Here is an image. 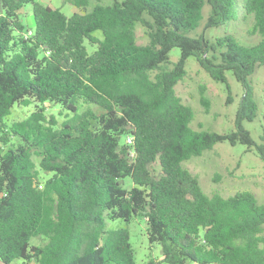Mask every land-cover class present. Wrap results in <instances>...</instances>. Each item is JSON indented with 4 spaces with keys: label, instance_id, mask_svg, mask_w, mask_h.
Returning <instances> with one entry per match:
<instances>
[{
    "label": "trees",
    "instance_id": "trees-1",
    "mask_svg": "<svg viewBox=\"0 0 264 264\" xmlns=\"http://www.w3.org/2000/svg\"><path fill=\"white\" fill-rule=\"evenodd\" d=\"M66 1L81 11L0 0V264H138L130 230L107 226L138 216L162 252L144 264H264V203L250 191L209 195L184 165L223 141L264 160L251 80L264 65V0L241 5L253 44L206 35L238 18L239 0ZM28 3L33 30L19 14ZM191 56L228 89V72L242 84L235 130L191 125L194 110L177 93ZM83 102L99 109L80 111ZM32 103L6 122L16 104ZM55 104L69 113L61 122L47 112ZM259 117L257 141L244 121Z\"/></svg>",
    "mask_w": 264,
    "mask_h": 264
},
{
    "label": "rangeland",
    "instance_id": "rangeland-1",
    "mask_svg": "<svg viewBox=\"0 0 264 264\" xmlns=\"http://www.w3.org/2000/svg\"><path fill=\"white\" fill-rule=\"evenodd\" d=\"M43 4L60 8L67 16H71L77 9L72 3L66 0H37ZM112 0H92L95 3H110ZM239 13L236 20L223 24L219 27L207 30V36L217 37L225 33L233 34L244 44H253L259 40L258 34L252 33L253 19L244 18L241 9L243 0H239ZM1 10V7H0ZM20 17L27 29L34 27V16L32 4L28 3L19 12ZM210 14V7L204 9V20L198 29V33L204 31V23ZM138 41L147 43L148 38L145 28L139 25L136 29ZM239 37H238V36ZM246 40V41H244ZM89 50L92 47L88 45ZM180 57V49L174 48L171 51L172 61H177ZM187 73L177 84V93L182 101L190 105L194 110V119L191 125L194 128L217 132H230L236 129L235 118L240 105L244 88L240 82L228 72L230 89L226 84L214 80L206 72L195 57L191 56L187 60ZM252 84L255 88L256 96L261 106L264 107V65L260 66L256 73L251 76ZM92 107L99 109L94 104L82 103L79 110ZM35 109V103L26 107L14 106L12 113L6 118L7 123L22 120ZM47 112L55 114L59 121H63L68 116V111L59 104L48 106ZM262 117L255 121H244V126L249 129L255 140L259 141L261 132ZM121 141H124L122 136ZM184 165L198 176L203 190L209 194L219 193L223 196H230L238 191H250L255 194L260 202L264 203V160L255 151H248L247 146L242 143L236 145L228 141L219 142L210 150H206L202 155L192 157ZM42 176L47 178L51 173L42 172ZM123 186L131 189L134 186L130 176L123 179ZM108 227H127L130 230V241L135 251L138 264H144L150 258H162L161 245L151 244L146 231L143 217H135L130 222L124 220H113L108 222ZM264 232V231H263ZM43 240L33 239V243L41 244ZM20 264V263H16Z\"/></svg>",
    "mask_w": 264,
    "mask_h": 264
},
{
    "label": "built area",
    "instance_id": "built-area-1",
    "mask_svg": "<svg viewBox=\"0 0 264 264\" xmlns=\"http://www.w3.org/2000/svg\"><path fill=\"white\" fill-rule=\"evenodd\" d=\"M31 34H32V30L27 32V35H31ZM127 140H128L129 143H132V138L131 137H128Z\"/></svg>",
    "mask_w": 264,
    "mask_h": 264
}]
</instances>
